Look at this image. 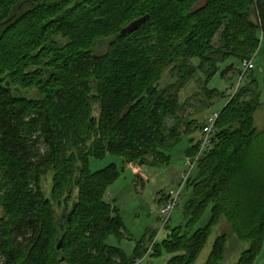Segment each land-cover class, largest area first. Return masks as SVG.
Masks as SVG:
<instances>
[{
    "label": "trees",
    "instance_id": "obj_1",
    "mask_svg": "<svg viewBox=\"0 0 264 264\" xmlns=\"http://www.w3.org/2000/svg\"><path fill=\"white\" fill-rule=\"evenodd\" d=\"M145 15L137 30L120 33ZM110 19L126 24L104 56L94 55L96 37L107 34L98 27ZM219 32L223 44L214 48ZM262 38L264 0H0L2 264H135L138 258L120 247L125 221L104 199L107 190L126 165H168L192 133L182 136L177 116L178 94L189 79L183 74L191 78L197 69L188 59L242 61L255 53V61ZM168 67L180 77L164 88ZM254 69V90L241 85L217 111L212 143L184 188L183 224H168L165 239L153 246V256L172 255L167 264H195L223 219L231 230L217 234L206 264L221 263L230 236L249 242L237 264H255L261 251L264 130L254 126L261 101ZM33 112L37 118L26 121ZM168 118L177 119L174 126H167ZM197 123L187 125L202 132L204 123ZM40 131L50 146L45 156L34 151L33 135ZM188 140L185 153L193 158L201 140ZM110 156L120 166L112 161L93 168ZM49 172L53 184L45 192L40 181ZM61 191L72 202L58 213ZM111 237L117 245L108 243ZM153 241L143 248L136 242L137 255Z\"/></svg>",
    "mask_w": 264,
    "mask_h": 264
},
{
    "label": "rangeland",
    "instance_id": "obj_2",
    "mask_svg": "<svg viewBox=\"0 0 264 264\" xmlns=\"http://www.w3.org/2000/svg\"><path fill=\"white\" fill-rule=\"evenodd\" d=\"M203 3V1H202ZM200 5H203V4ZM114 19H110L106 24L101 27L107 33L101 35V37H96V42L94 47H92V54L98 56H104L107 53L109 44L114 40L115 35L119 32L126 22L120 24L112 23ZM256 23H259L258 16L256 14ZM113 34V35H112ZM220 32L217 33L213 39L214 48L221 47L223 41L220 37ZM95 38V37H94ZM93 38V39H94ZM260 47L256 60L254 61L255 69L253 70L254 77L257 78L260 85L259 91L261 92L260 105L254 112V126L258 131L264 130V39H260ZM145 44V43H144ZM256 54H252L244 60H254ZM211 61H205L202 63L198 59H188L189 62L196 66V71L190 78L191 74L184 73L183 76L186 78L188 75L186 85L179 91V101L182 107L178 111V121L179 132L182 136L186 137V131L190 130L192 133L187 135V138H183L177 147L172 152V159L168 165L160 164L159 166L145 165L142 167L126 165L124 172L121 176L114 182L106 192L104 199L111 202L112 205H116L120 208L121 214L125 221V229L121 230L123 239L120 241V247H122L129 257H137L141 260L143 264H167L169 258L172 257L170 254L162 253L160 257L153 256V246L156 242H161L166 237L167 225L171 227H176L181 224L184 220V205L186 203L188 194L185 189L182 192L180 204L173 211L170 220L167 223L162 222L158 210L159 206L167 198V193L173 187H176L180 182L181 175L186 172L185 161L187 158L185 150L189 148L190 142L188 138L196 137L202 140L203 132L200 130H195L196 124H187L190 122H201L206 125L209 118L213 116L224 103L230 99L231 96L237 91L238 87L244 85L245 88L253 89L255 88V82L253 81V76L251 75V70L244 73V60H238L235 58H228L225 62H220V57L216 56ZM223 63V64H222ZM202 64V65H201ZM217 68V72L213 73ZM32 71L33 69H29ZM180 77L177 70H172L168 67L160 80L161 87H168L176 83ZM249 95H245V99ZM41 97L40 92H36L33 98L39 100ZM211 106L208 108V106ZM212 108V109H211ZM212 111V112H211ZM92 116L98 117V113L92 112ZM31 118H37V114L34 112L32 115L27 116L26 121ZM176 118H168L167 126L172 127L176 123ZM198 124V123H197ZM40 136V139H38ZM189 136V137H188ZM33 143L35 144L34 151L38 156H45L49 150L45 137L40 132H36L33 135ZM202 143V141H201ZM153 156L148 157V162H152ZM33 158V157H32ZM33 158L32 161H35ZM118 158L108 157L103 161L95 162L93 168H101L110 162L114 161L120 166ZM196 168V167H195ZM194 168V169H195ZM190 177V176H189ZM42 190L48 192L53 184V174L51 172L43 175L41 181ZM58 200L55 202V209L58 213H61V209L65 206L67 201L72 202V200L67 199L68 192H62ZM78 194V189L73 193L72 199L76 198ZM2 192L0 191V196ZM3 211L0 207V216ZM210 217V211H206L203 215L202 222H206ZM183 224V223H182ZM219 230L215 229L211 234L207 245L200 254L198 260L195 264H206L210 252L213 248L214 241L218 233L230 232V225L224 219L219 223ZM154 239L152 244L149 245V250L144 255H137V249L134 250L135 246H140V248L145 247L149 240ZM142 242L138 243V241ZM109 244H116L117 239L111 237L108 240ZM249 247V242L246 240H238L233 236L229 237L226 244V251L224 254V259L220 264H237L241 254ZM3 258L0 259V264H2ZM255 264H264V242L259 255L256 258Z\"/></svg>",
    "mask_w": 264,
    "mask_h": 264
},
{
    "label": "built area",
    "instance_id": "obj_3",
    "mask_svg": "<svg viewBox=\"0 0 264 264\" xmlns=\"http://www.w3.org/2000/svg\"><path fill=\"white\" fill-rule=\"evenodd\" d=\"M244 73L252 70L254 68V60H244ZM218 117V112H215L213 116H211L206 123V125L203 128V138H202V143H201V148L199 153L196 156H193V158L189 157L186 159L185 164H186V172L181 175L180 182L176 187H173L169 190L167 193V198L163 202L162 205L159 206L158 213L160 217L162 218V222L165 224L167 223L173 211L179 206L180 204V197L182 195V192L185 188L186 182L189 178V176L192 174L194 171V168L196 167V163L199 159L200 154L207 149L211 143H212V136L215 132V122ZM135 264H143L141 260H136Z\"/></svg>",
    "mask_w": 264,
    "mask_h": 264
},
{
    "label": "water",
    "instance_id": "obj_4",
    "mask_svg": "<svg viewBox=\"0 0 264 264\" xmlns=\"http://www.w3.org/2000/svg\"><path fill=\"white\" fill-rule=\"evenodd\" d=\"M148 19H149V15H145V16H143V17L131 22L128 26L123 28L120 33L122 35L130 34L133 31L137 30ZM7 85L9 86V82H7ZM61 247H62V240L60 239L58 244H57V250L61 251ZM63 259L64 258L62 257L61 260H63Z\"/></svg>",
    "mask_w": 264,
    "mask_h": 264
}]
</instances>
